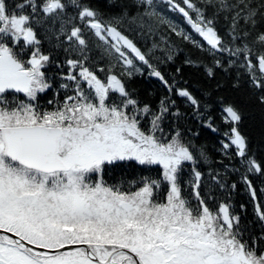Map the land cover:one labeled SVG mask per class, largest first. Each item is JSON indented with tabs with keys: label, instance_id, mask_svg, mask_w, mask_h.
Instances as JSON below:
<instances>
[{
	"label": "snow or ice",
	"instance_id": "obj_1",
	"mask_svg": "<svg viewBox=\"0 0 264 264\" xmlns=\"http://www.w3.org/2000/svg\"><path fill=\"white\" fill-rule=\"evenodd\" d=\"M0 264H264V0H0Z\"/></svg>",
	"mask_w": 264,
	"mask_h": 264
}]
</instances>
